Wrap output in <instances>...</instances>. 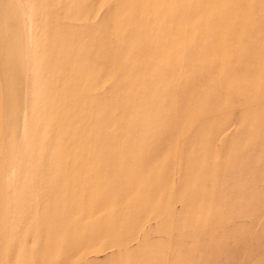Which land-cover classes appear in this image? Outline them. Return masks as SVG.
I'll use <instances>...</instances> for the list:
<instances>
[{
	"label": "rangeland",
	"instance_id": "1",
	"mask_svg": "<svg viewBox=\"0 0 264 264\" xmlns=\"http://www.w3.org/2000/svg\"><path fill=\"white\" fill-rule=\"evenodd\" d=\"M0 24V264H264V0Z\"/></svg>",
	"mask_w": 264,
	"mask_h": 264
},
{
	"label": "bare ground",
	"instance_id": "2",
	"mask_svg": "<svg viewBox=\"0 0 264 264\" xmlns=\"http://www.w3.org/2000/svg\"><path fill=\"white\" fill-rule=\"evenodd\" d=\"M13 5H14V2H13V4H11V9H12V7H13ZM6 22V21H5ZM3 24V23H2ZM2 24H0V25H2ZM3 26V25H2ZM1 27V26H0ZM2 67V66H1ZM7 93H8V91H7ZM11 93V92H10ZM9 94V93H8ZM10 95V94H9ZM12 99H13V97H12ZM4 107V106H3ZM4 109V108H3ZM7 110V109H6ZM11 110V109H10ZM13 110V109H12ZM9 112H11V111H9ZM8 112V113H9Z\"/></svg>",
	"mask_w": 264,
	"mask_h": 264
}]
</instances>
